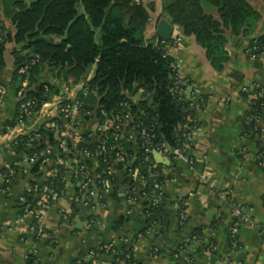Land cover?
I'll use <instances>...</instances> for the list:
<instances>
[{
    "label": "crops",
    "instance_id": "1",
    "mask_svg": "<svg viewBox=\"0 0 264 264\" xmlns=\"http://www.w3.org/2000/svg\"><path fill=\"white\" fill-rule=\"evenodd\" d=\"M144 3L150 10L147 37L156 36L157 24L166 20L173 28L172 39H178L169 52L179 62L181 75L197 88L192 111L198 130L190 151L193 165L153 156L158 163L156 171L168 220L163 233L156 227L132 243L137 263L178 264L170 252L180 247L181 256L190 258L191 264H264V157L259 155L264 143V114L259 122L261 133L247 135L244 119L251 96L242 90L252 84L264 85V58L251 59L247 53L249 40L239 41L228 34L229 62L223 71H215L195 37L184 36L165 15L163 0ZM2 4L0 0V16L12 28V18ZM78 9L83 11L81 6ZM262 35L264 19L254 38ZM13 49L11 44L7 66L0 73V85L7 88L0 109V264H28L30 257L36 264H75L82 257L93 259L90 253L103 245L131 243L145 224L143 207L130 205L131 190L133 184L141 186L143 177L152 180L148 172L143 175L142 167L138 172L118 170L111 189L103 192V206L95 212L87 204L80 184L69 182L61 199L42 212L38 220L32 215L19 220L27 190L41 174L40 181L44 180L46 171L33 173L24 153L12 145V134L4 129L16 120L19 111ZM95 69V65L91 66L85 77H92ZM51 82L62 93L73 80ZM92 96L88 99L90 109L95 104ZM140 98L139 93L135 100ZM50 101L58 102L52 96ZM50 118L45 111L28 120L24 128L34 129ZM81 130L86 134L89 125L84 124ZM234 204L242 208L244 216L237 234L240 249L231 251ZM181 205L187 213L183 228L179 227ZM122 217L128 220L115 229ZM35 225L42 230L41 235L34 232ZM102 264H110V260L103 257Z\"/></svg>",
    "mask_w": 264,
    "mask_h": 264
},
{
    "label": "trees",
    "instance_id": "2",
    "mask_svg": "<svg viewBox=\"0 0 264 264\" xmlns=\"http://www.w3.org/2000/svg\"><path fill=\"white\" fill-rule=\"evenodd\" d=\"M2 6L12 18V28L0 16V73L7 66V51L11 44L14 45L11 53L16 68L13 79L17 84L26 80V76L18 75L19 69L38 57L39 62L27 78L30 89L26 94L35 97L39 106L46 100L44 95L58 93L50 79L80 82L95 65V75L89 85L95 92L92 98L96 118L103 119L102 110L112 114L121 110L122 103H127L133 116L127 130L139 123H154L157 141L171 146L177 144L182 137V126L193 111H186L187 104L171 92V65L176 59L164 46L155 45L156 39L162 40L158 34L147 37L150 10L144 2L137 5L133 0H34L28 4L24 0H3ZM79 6L83 7L82 12ZM163 6L165 15L181 28L184 36L195 37L215 71H223L229 62L228 34L239 41L249 40V48L264 44V35L254 38L264 19V0H163ZM167 41L173 43L175 40ZM139 93L141 98L135 100ZM262 104L264 96L253 105L255 114H264ZM15 123L16 120L6 125ZM39 132L43 134L41 141H36L29 149L20 147L26 156L56 145L50 131L42 126ZM26 139L21 136L20 145ZM140 144V137L127 143L126 161L118 166L119 171L138 166L142 153ZM51 158L57 159L54 155ZM62 170L59 167L58 175L48 178L43 185L55 183L63 188L64 183L59 179ZM147 170V166L142 168L143 175ZM32 171L39 173L40 163L34 164ZM143 193L145 196L139 199L138 205L143 207L145 224L132 237L131 243L103 245L91 252L94 257L87 263L82 257L83 264H102L103 257L110 260V264L119 261L138 264L132 243L154 225L163 233L168 220L164 210L165 196L161 195L162 201L154 205L151 184L141 186L137 196L141 198ZM32 196L25 194L28 203L33 200ZM126 220L120 218L114 228H120ZM179 249L172 250L170 256ZM28 264H36L35 258L30 257Z\"/></svg>",
    "mask_w": 264,
    "mask_h": 264
},
{
    "label": "built area",
    "instance_id": "3",
    "mask_svg": "<svg viewBox=\"0 0 264 264\" xmlns=\"http://www.w3.org/2000/svg\"><path fill=\"white\" fill-rule=\"evenodd\" d=\"M137 5H140L144 0H133ZM178 42L176 39L173 43L167 40L156 39L155 45H162L169 52L172 45ZM249 57L253 60L264 58V44H256L254 47L247 50ZM39 62V58L35 57L27 61L18 71V75L26 76V80L17 84V96L19 99V111L16 117V123L13 126H5L7 133H11L13 137L12 145L20 149L32 148L36 141L43 139V134L39 132L43 126L45 130L50 131L53 135V140L56 145L47 148L32 156H26V161L32 166L40 163V174L45 173V179L40 181L43 174H41L39 181L31 185L27 193L32 194V201L27 202L23 199V205L20 209V218L22 220L32 215L34 219H39L41 213L52 207L57 203L68 185L69 182H78L82 192L86 195L87 204L91 207L93 212L103 206L104 195L103 192L111 189L115 183V174L118 171V166L125 163L127 153L125 152L127 143L136 141V137H140L141 144V162L137 168L128 169V171L138 172L140 167H148V173L152 178L151 181L143 177L141 186L151 184L154 194L152 196L153 204L156 205L162 201L161 187L162 184L156 171L158 163L154 159V154L167 157L173 161L184 162L189 165L194 164V159L190 151L194 147L195 132L198 130L196 119L192 113L188 117L187 123L182 126L183 133L175 146H171L166 142L157 141L156 126L154 123L144 125L139 123L136 126L126 129L133 121V116L129 111L127 103L121 104V110L112 114L106 113L102 110L103 119L99 120L95 117V109L89 108L90 103L88 99L94 95V90L90 87L89 82L94 78V74L85 77L80 82H72L65 86L64 91L49 96L44 95L46 100L38 105V100L35 97H28L26 92L30 89V82L27 78L30 75V70ZM173 87L171 92L178 98L179 101L186 103V111L192 112V102L196 98L198 91L190 80L181 75V66L176 60L172 63ZM244 92L251 96V102L247 114L244 119L246 134L256 136L261 133L260 118L261 115L254 113L253 105L264 96V88L258 84L244 86ZM48 92L49 88H45ZM7 95V88L0 85V109L4 104ZM55 97L57 103L50 101V97ZM264 108V104H262ZM48 111L51 118L34 129H25V123L31 118L44 114ZM89 125V130L86 134L83 133L82 126ZM21 136L27 137L24 144L20 145L19 138ZM70 142H75L73 146ZM80 144H86L87 147ZM91 147V148H90ZM56 156L57 159H52L51 156ZM260 157H264V143L260 151ZM61 157V158H59ZM69 164V165H68ZM68 165V166H67ZM104 165V166H103ZM59 167L63 170L60 178L64 183V187L60 188L55 183L43 185L48 178H54L58 175ZM126 168V167H125ZM13 175V174H12ZM135 177V176H134ZM141 186L132 187L130 195V205L134 207L138 205L139 199H143L145 193L139 198L137 193L140 192ZM233 216L235 221L230 230V246L231 251L240 249V243L237 237L239 223L242 219L243 210L240 206L233 205ZM187 220V213L183 205L180 208L179 227L183 228ZM158 227L152 226L149 230ZM36 235H41L42 230L38 226L33 227ZM176 250V249H174ZM158 253V250L156 251ZM183 249L177 250L171 258L178 264H191L190 258H183L181 255ZM90 258L94 257L90 253ZM227 255L226 261H228ZM91 259H85L87 263ZM76 264H83L82 261H77ZM117 264H123L119 261Z\"/></svg>",
    "mask_w": 264,
    "mask_h": 264
},
{
    "label": "water",
    "instance_id": "4",
    "mask_svg": "<svg viewBox=\"0 0 264 264\" xmlns=\"http://www.w3.org/2000/svg\"><path fill=\"white\" fill-rule=\"evenodd\" d=\"M157 34L163 40H169L173 36V28L172 25L166 20H161L157 24ZM230 37H227V42H230Z\"/></svg>",
    "mask_w": 264,
    "mask_h": 264
},
{
    "label": "rangeland",
    "instance_id": "5",
    "mask_svg": "<svg viewBox=\"0 0 264 264\" xmlns=\"http://www.w3.org/2000/svg\"><path fill=\"white\" fill-rule=\"evenodd\" d=\"M26 3H28V4H30L31 2H33L34 0H31V1H29V0H24ZM30 2V3H29ZM81 10H83V7L81 6ZM50 80H53V79H50Z\"/></svg>",
    "mask_w": 264,
    "mask_h": 264
}]
</instances>
